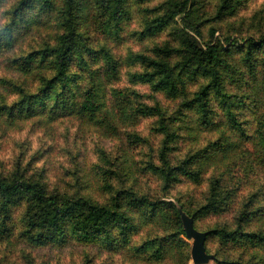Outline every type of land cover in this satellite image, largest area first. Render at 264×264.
I'll return each instance as SVG.
<instances>
[{"label": "rangeland", "instance_id": "374dc122", "mask_svg": "<svg viewBox=\"0 0 264 264\" xmlns=\"http://www.w3.org/2000/svg\"><path fill=\"white\" fill-rule=\"evenodd\" d=\"M16 1L0 0V28L8 23L12 27V41L0 42V176L10 178L18 172L25 179L40 180L49 192L61 197L83 196L100 204L111 203L121 190L146 196L151 201L172 202L178 210L179 206L193 209L205 203L210 194L212 178L218 173L227 172L228 161L202 170L200 181L178 173L169 185L152 166L162 164L160 149L166 131L162 130L160 122L164 121L165 115L174 119L176 110L181 113L174 119L176 135L170 140L169 160L172 164L203 147L209 140L220 138L225 133L231 134L226 113L217 99L210 103L214 110L210 124H205L197 107L187 104L184 108L180 106L194 98V92L204 84L206 78L201 75L185 76V84H181L180 95L177 97H170L163 91H154L150 83L139 82L135 86L139 96L130 100L124 118L119 119L115 115V122L119 123L120 129L116 135L111 136H105V130H109L107 124L103 126L97 121H84L79 115H67V112L56 111L57 116L52 115L51 99H47L46 107L42 103L34 104L35 109L30 116L26 115L28 112L25 109L18 107L11 114L7 107L17 106L24 95L38 92L46 84L47 78L55 73L52 57L44 61L36 57L32 61L33 65L26 69L23 68L22 57L34 49L56 46L58 36L63 32L58 7L41 11L36 6L27 9L23 19L12 21V8ZM163 1L126 0L129 14L123 17L121 25L108 30L101 22L106 13L91 11L92 17L85 33L89 38L85 42L94 49L107 47L118 61L120 77L113 81L115 88L125 89L128 84L131 85L128 71H143L146 68L140 62L131 63L134 52L151 54L152 48L159 44L184 48L177 37L180 26L177 24H181L179 17L176 18L177 23L173 22L153 35L142 34L150 14L146 9L156 8ZM218 1L200 0L197 5L199 8L195 17L200 18L204 24L203 38L199 40L201 46L207 42L215 44L222 34L229 36L231 42L234 38H243L244 43L255 31H263L260 29H264V2L253 6L255 0H246L234 15H229L221 22H210ZM213 25L217 29L212 34ZM221 43L225 48L230 46L227 40ZM228 56L235 60L242 71V74L237 72L227 78L225 86L229 91L242 92L262 86V62L256 61L251 72L248 71L250 67L247 69L243 64L240 50L234 49ZM85 57L92 58L87 54ZM180 58L181 54H173L172 64L179 63L177 61ZM97 60L91 59V66H100L98 56ZM69 65L70 71L80 76L79 92L84 91L91 85L89 70L81 66L77 55L72 57ZM145 106H150L153 113H147ZM241 106L243 116L251 118L250 131L254 132L257 123L255 116L262 109L251 113L255 109L247 108L244 104ZM164 111L167 113L163 114ZM229 137L232 140L233 137ZM246 144L252 148V143ZM126 167L129 172L125 170ZM226 177L230 178L227 179L228 187L239 189L236 200L223 210L209 211L197 217L196 224L201 230L224 223L234 225L239 210L249 204L250 181L242 175L232 177L226 173ZM260 203H264V200L261 199ZM10 210L7 231H2L0 226V264H195L191 257L192 239L183 235L189 244L185 257L173 250L166 257H158L152 247H143L148 238L161 239L171 228L174 222L171 207L167 209L166 220H150L136 214L130 241L116 248L105 246L101 240L92 239L87 242L72 237L59 243H33L26 232V219L29 211L33 210L32 203L26 198L17 199ZM263 224L264 220L257 219L250 226L252 229H263ZM217 238L212 237L208 244L209 252L213 254L217 252L222 256L252 261L257 257L264 259V251L249 242L221 245ZM204 264L222 263L214 258Z\"/></svg>", "mask_w": 264, "mask_h": 264}, {"label": "trees", "instance_id": "16d2710c", "mask_svg": "<svg viewBox=\"0 0 264 264\" xmlns=\"http://www.w3.org/2000/svg\"><path fill=\"white\" fill-rule=\"evenodd\" d=\"M245 1L219 0L210 22H221L229 15H234ZM261 2L264 0H255L253 6L255 4L259 6ZM199 3L200 0H164L156 8L146 9L150 14L142 34L153 35L159 29L168 27L173 22L177 23L176 18L179 17L181 24H177L180 25L177 37L179 36L184 48L159 44L152 48L151 54L134 52L131 63L140 62L146 65V68L143 71H128L131 85L128 84L125 89H118L113 86V81L120 77L118 61L107 47L94 49L86 45L85 41L89 37H86L85 33L92 17L91 11L106 13L105 19L101 22L107 30L121 25L123 17L129 14L126 0H17L12 8L14 17L12 21L16 18L23 19L25 11L36 6L41 11H50L58 7L57 13L63 32L59 34L56 46L34 49L22 57L24 69L30 68L36 57L41 61L52 57L55 73L47 78L46 84L40 87L38 92L24 95L17 106L7 108L11 114L17 107L25 109L28 112L26 115L30 116L35 109L34 104L42 103V106L46 107L47 99H51L53 100L52 115L57 116L56 111L67 112V115H79L84 121H97L103 126L107 124L109 130H103L106 131L105 136H111L116 135L120 129L119 123L115 122V115L119 119L124 118L126 106L131 104L130 100L139 96L135 87L139 82L150 83L154 91H163L170 97H177L180 95L181 84H185V76H204L205 82L194 92V98L186 100L180 106L184 108L187 104L197 107L205 124H210L214 113L210 103L213 99H217L226 113L225 118L230 128L228 131L231 134L225 133L220 138L209 140L203 147L172 164L169 160L170 140L176 135L174 119L178 118L180 112L176 110L174 119L165 115L164 121L160 122L162 130L166 131L160 149L162 164L153 165L152 168L158 171L169 185L178 173L200 181L202 170L228 161L227 172L218 173L212 178L207 201L193 209H183L193 217L195 228L201 230L196 224L197 217L209 211L223 210L236 200L239 189L227 186V179L230 178L226 177V173L231 174L232 177L242 175L251 185L249 204H245L244 208L239 210L234 225L224 223L215 228L201 230L208 232L205 246L207 252L211 253L208 247L209 241L212 237H218L217 240L221 245L249 242L248 244L264 251V228L252 229L250 226L257 219L264 220V203H260L261 199L264 200V92L261 93L264 82L259 88L245 89L242 92L229 91L225 86L228 77L237 72L242 74L235 60L232 59V62L228 56L234 49L241 51L243 64L247 69L250 67L248 71H253L256 61L264 64V29H260L263 30L260 33L255 31V34L244 40V43L243 38H234L231 42L229 36L222 34L215 44L207 42L201 46L200 39L203 38L204 24L200 18L195 17ZM93 15L96 18L95 14ZM211 27L213 34L217 26ZM10 29L12 27L9 23L0 28V42L12 41ZM222 40H227L230 46L225 48L221 43ZM86 54L92 58H86ZM173 54H181L182 58L177 61L179 63L172 64ZM76 55L81 66L89 70L91 79V85L82 92H79L78 85L80 76L76 72H71L69 65L72 57ZM97 56L101 64L93 67L91 62L93 59L98 61ZM243 104L247 108L255 109L251 113H257L262 109L255 116L257 123L254 132L250 131L251 118L243 116L240 110ZM145 108L147 113H153L150 106ZM114 112L115 114L112 115ZM165 113L167 112L164 111L163 114ZM229 136L233 137L232 140H229ZM247 142L252 143V148L247 146ZM125 170L129 172L127 167ZM17 173L10 178L0 176L2 231L8 229L11 205L16 203L17 199L26 198L32 203L33 208L26 219L28 229L26 232L29 233L28 238L33 243H59L72 237L87 242L92 239L101 240L105 246L116 248L130 241L136 214L150 220L155 218L166 220L167 209L171 207L174 215L171 228L161 239L148 238L143 247H152L158 257L168 256L171 250L178 251L185 257L187 250L189 251V244L182 237V235L187 237V234L181 214L172 202L151 201L146 196L128 190H121L109 204L96 203L83 196L61 197L49 192L40 180L25 179ZM213 255L222 264H264L262 257L252 261L222 256L217 252Z\"/></svg>", "mask_w": 264, "mask_h": 264}, {"label": "water", "instance_id": "95a60500", "mask_svg": "<svg viewBox=\"0 0 264 264\" xmlns=\"http://www.w3.org/2000/svg\"><path fill=\"white\" fill-rule=\"evenodd\" d=\"M179 212L183 221L184 230L189 239H192L191 257L195 264L208 263L215 256L207 252L205 242L208 232L195 228L193 217L188 215L181 206Z\"/></svg>", "mask_w": 264, "mask_h": 264}]
</instances>
